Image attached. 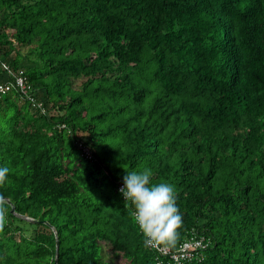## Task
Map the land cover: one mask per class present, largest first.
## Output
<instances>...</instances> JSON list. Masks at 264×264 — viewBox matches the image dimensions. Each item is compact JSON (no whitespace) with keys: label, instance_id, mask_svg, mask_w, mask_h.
<instances>
[{"label":"trees","instance_id":"trees-1","mask_svg":"<svg viewBox=\"0 0 264 264\" xmlns=\"http://www.w3.org/2000/svg\"><path fill=\"white\" fill-rule=\"evenodd\" d=\"M3 63L0 264H156L116 189L144 168L188 264H264V0H0Z\"/></svg>","mask_w":264,"mask_h":264},{"label":"clouds","instance_id":"clouds-1","mask_svg":"<svg viewBox=\"0 0 264 264\" xmlns=\"http://www.w3.org/2000/svg\"><path fill=\"white\" fill-rule=\"evenodd\" d=\"M8 172V167L0 165V184L7 180ZM152 175L150 168L125 171L119 191L131 205L142 234L151 241L172 245L177 228L183 223L176 191L168 182L151 183ZM6 211L7 204L0 200V230L8 223Z\"/></svg>","mask_w":264,"mask_h":264},{"label":"built area","instance_id":"built-area-1","mask_svg":"<svg viewBox=\"0 0 264 264\" xmlns=\"http://www.w3.org/2000/svg\"><path fill=\"white\" fill-rule=\"evenodd\" d=\"M3 67L10 74L15 76V82H0V92L6 91L10 89V87L15 85L18 86L21 91H24V94H26L29 85L24 82L23 76L19 72L16 73L15 71L11 70L9 66L5 63H3ZM84 150L86 153L88 152L87 149L84 148ZM121 185L122 181L118 182L116 186V189L119 193V188L121 187ZM145 243L149 248H151L155 252L156 264H188L192 257L197 254L198 250L205 246V241L203 237H197L196 235L192 234H190L181 242H179L175 248H171L169 245L163 243L151 241L146 237Z\"/></svg>","mask_w":264,"mask_h":264},{"label":"rangeland","instance_id":"rangeland-1","mask_svg":"<svg viewBox=\"0 0 264 264\" xmlns=\"http://www.w3.org/2000/svg\"><path fill=\"white\" fill-rule=\"evenodd\" d=\"M114 260L116 262V264H126V262L121 259V257L118 255V257H114Z\"/></svg>","mask_w":264,"mask_h":264},{"label":"water","instance_id":"water-1","mask_svg":"<svg viewBox=\"0 0 264 264\" xmlns=\"http://www.w3.org/2000/svg\"><path fill=\"white\" fill-rule=\"evenodd\" d=\"M11 210L13 211L14 210V206L12 205V208H11ZM23 218H27V219H29V220H31V221H38V219H34V218H30V217H28V216H26V215H21ZM56 254H57V246H56ZM56 261V260H55Z\"/></svg>","mask_w":264,"mask_h":264}]
</instances>
